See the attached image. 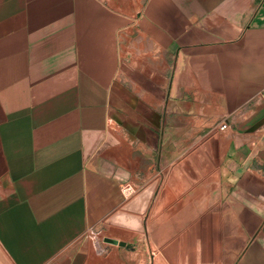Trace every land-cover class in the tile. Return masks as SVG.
<instances>
[{
  "label": "crops",
  "instance_id": "obj_1",
  "mask_svg": "<svg viewBox=\"0 0 264 264\" xmlns=\"http://www.w3.org/2000/svg\"><path fill=\"white\" fill-rule=\"evenodd\" d=\"M263 87L264 0H0V249L264 264Z\"/></svg>",
  "mask_w": 264,
  "mask_h": 264
},
{
  "label": "water",
  "instance_id": "obj_2",
  "mask_svg": "<svg viewBox=\"0 0 264 264\" xmlns=\"http://www.w3.org/2000/svg\"><path fill=\"white\" fill-rule=\"evenodd\" d=\"M158 182H154L145 189H143L135 198L129 201L122 210L116 212L111 216L107 222L123 227L131 228L137 231H143V222L141 214L145 213L148 209L150 201L154 195ZM127 211L138 213V215L130 214ZM106 242L119 243L117 239L106 237ZM0 264H11L8 258L0 249Z\"/></svg>",
  "mask_w": 264,
  "mask_h": 264
},
{
  "label": "built area",
  "instance_id": "obj_3",
  "mask_svg": "<svg viewBox=\"0 0 264 264\" xmlns=\"http://www.w3.org/2000/svg\"><path fill=\"white\" fill-rule=\"evenodd\" d=\"M261 97L264 99V87L262 88L261 90ZM228 126V124L226 122H222L220 124V128L221 129H226ZM121 189L123 191V193L126 195V196H132L133 194L136 193L137 189H136V186L133 185V184H129V183H124L122 184L121 186ZM102 231H99V230H95V229H90L88 230V232L86 233V236L87 237H90L92 240L96 241V242H101L104 240V236L103 234L101 233Z\"/></svg>",
  "mask_w": 264,
  "mask_h": 264
},
{
  "label": "rangeland",
  "instance_id": "obj_4",
  "mask_svg": "<svg viewBox=\"0 0 264 264\" xmlns=\"http://www.w3.org/2000/svg\"><path fill=\"white\" fill-rule=\"evenodd\" d=\"M102 230L99 229V231H102ZM101 233L103 234V236L107 234V232L105 230L103 232H101Z\"/></svg>",
  "mask_w": 264,
  "mask_h": 264
}]
</instances>
